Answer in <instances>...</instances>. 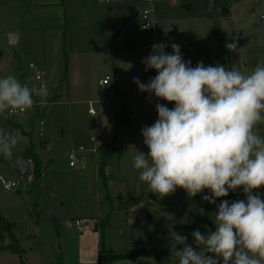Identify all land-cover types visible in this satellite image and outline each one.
Instances as JSON below:
<instances>
[{"label": "rangeland", "instance_id": "1", "mask_svg": "<svg viewBox=\"0 0 264 264\" xmlns=\"http://www.w3.org/2000/svg\"><path fill=\"white\" fill-rule=\"evenodd\" d=\"M29 2L0 0V78L8 75L19 78L18 55L34 88H40V84L29 62L44 69L48 95L40 97L39 107L45 110L42 119L46 124L43 136L40 120L30 126L29 118L36 106L21 117L0 115V130L19 132L22 136L12 157L0 158V176L16 182V187L5 190L0 179V213L16 223L12 233L23 249L22 254L0 249V264H98L102 248L116 253L160 249L165 251L161 256L163 264H178V257L170 256L169 247H165L169 232L188 235L191 243L190 233L194 230L202 233L214 230L212 214L216 205L202 200V195L208 194L206 190L189 198L178 187L173 194L160 198L139 179L133 157L138 150L149 151L143 143L142 125L151 126L157 120L156 103L173 108L174 102L140 92L133 77L146 83L157 74L155 69L145 72L141 63L156 43H168L165 51L169 53L172 43L179 44L184 59L191 60L192 67L203 61L205 66H235L244 74L251 73L264 61V22L256 21L264 14V0H72L65 4L70 22H75L74 45L66 48L70 55L68 64L56 32L46 28L23 32L17 46L6 44L7 24L17 21L21 8L27 9ZM10 3L13 7L7 8ZM145 6L154 8L155 27L149 32L140 30L136 15ZM167 26L171 31L165 36L163 28ZM143 38L147 40H143L145 43ZM233 41L238 48L231 52L225 45ZM67 66L68 77L64 78ZM104 77L109 78L110 84L99 83ZM136 99L138 102L133 105ZM124 103L129 110L144 107L139 111L141 127L136 131L124 126L117 128L115 115L121 112ZM145 111L150 113L151 120ZM9 119L24 125V130L15 128ZM128 120L131 121L129 116ZM261 126L264 128V124ZM27 131L31 133L26 134ZM118 133V150L108 169L112 174L108 181L111 198H107L98 176L96 154L90 149L103 141L112 142ZM260 134L264 136L261 128ZM91 137L97 141L93 143ZM33 145L45 170L40 188L33 183L32 160L31 173L25 177L5 162ZM81 145L86 148L80 153L86 158V166L80 162L71 167L68 156ZM254 192L264 198V187ZM236 199H245L242 191L231 197ZM37 204L38 215L34 208ZM11 242L12 237L7 234L0 246ZM109 264H157V261L153 257H140Z\"/></svg>", "mask_w": 264, "mask_h": 264}, {"label": "clouds", "instance_id": "2", "mask_svg": "<svg viewBox=\"0 0 264 264\" xmlns=\"http://www.w3.org/2000/svg\"><path fill=\"white\" fill-rule=\"evenodd\" d=\"M171 31L163 28L165 36ZM151 45L141 61L144 71L156 75L146 83L133 82L140 92L174 102L156 103L157 120L141 128L149 151L137 152L133 168L139 179L160 198L182 188L189 198L208 190L202 200L216 205L214 230L188 235L168 234L170 256L178 264H264V198L254 190L264 187V61L249 74L221 64L195 67L185 60L181 46ZM229 51L237 43H226ZM45 86L30 88L13 75L0 78V115L31 109L35 97H47ZM19 132L0 130V155L12 157ZM242 191L245 199H222ZM199 249V250H197Z\"/></svg>", "mask_w": 264, "mask_h": 264}, {"label": "trees", "instance_id": "3", "mask_svg": "<svg viewBox=\"0 0 264 264\" xmlns=\"http://www.w3.org/2000/svg\"><path fill=\"white\" fill-rule=\"evenodd\" d=\"M65 40H66V36ZM65 44V43H64ZM66 63L68 64V54L66 53ZM68 77V66L65 69V77ZM20 82L22 84H27L30 88L31 84L25 79L24 74H22ZM34 100H35V104L39 102V99L37 97L34 96ZM55 100V98L53 99ZM45 116V110H41L39 106H36L35 108V112L34 114L29 118V124L31 127H33L35 120H38L42 117ZM129 114L127 112V108H126V104L124 103L122 106V110L119 114H116V119H117V128L120 127L121 124H124V122L127 120ZM15 128H19L21 130H24V125L14 122L11 119L8 120ZM31 133V132H30ZM29 133V134H30ZM115 139L112 142H102L98 148V176L100 178V181L102 182V185L104 186L105 190H106V197L107 198H111L110 195V190H109V185H108V181H109V174H108V168L110 165V162L112 160V155L115 152L116 149V145H117V141H118V134L114 137ZM21 156L23 157V159L26 160H32L33 165H34V170H33V175H34V181L33 183L37 185L38 188H40V183L42 182V177L44 175V167L42 165V161L41 159H39L38 153L36 151V146L33 145L32 147H30L29 149L25 150ZM3 156L0 155V158H2ZM208 191V190H206ZM236 194L233 192H229V195L227 197H222L221 199L225 198L228 200H231V197H233V195ZM210 204V203H209ZM40 205L37 204L35 208V213L36 215H38L37 211ZM108 224V222H104V226H106ZM37 227L39 225V220L37 221ZM16 226V223L9 221L5 216H3L0 213V241H4L7 238V234L10 235L12 237V242L11 244H3L2 246H0L1 250H11L13 253L16 254H22L23 253V249L20 246V243L18 241V239L16 238L15 235H13L12 233V229L13 227ZM165 253L164 250H158V249H154V248H143L140 250H129L127 252L124 253H116L115 251L112 250H105L102 248L101 250V257L100 260L98 262V264H109V263H113L117 260H122V259H126V258H140V257H153L156 259L157 264H163L161 261V256Z\"/></svg>", "mask_w": 264, "mask_h": 264}, {"label": "crops", "instance_id": "4", "mask_svg": "<svg viewBox=\"0 0 264 264\" xmlns=\"http://www.w3.org/2000/svg\"><path fill=\"white\" fill-rule=\"evenodd\" d=\"M13 1L14 0H5L6 3L7 2H13ZM62 1L63 0H37L35 2V1L31 0V2L28 3L29 6H26L27 9L21 8L20 16L17 18V21H15L13 24L11 23L13 26L10 25V24H7L8 25L7 26L8 29L6 30L7 31L6 32V35H7L6 44L9 45V46H12V47L17 46L20 43V40H21L23 32L27 33L28 31H38L40 29L46 28V29H48L50 31L56 32V34H57V43L61 42L62 45L64 46L63 48H65V50H64L65 58H66V53L68 54V57L70 58L69 52H68V50H66V48L68 47L69 49H71V46L74 45L73 42H72V39H73L72 38V34H73L75 28L72 25V23L75 24V22H72V21L70 22V18L68 16L67 7H66L65 4L67 2H69V1H72V0H64V4L61 5ZM102 1L104 2L105 0H102ZM108 1H110V0H106V2H108ZM8 6H10V7H8ZM8 6H7V8L13 7V3H10ZM138 12H140V11H137L136 15H138ZM74 13H76V9L74 10ZM260 19H261V17H260ZM261 21H262V23L264 22L263 20H261ZM6 23H8V22H6ZM91 26L92 25H90L89 27H91ZM64 30H66V31L64 32ZM13 36L16 38L15 41L12 40ZM64 36H66V40H65ZM60 37H61V41H60ZM143 40L145 41L146 38H143L142 42H143ZM143 43H145V42H143ZM16 56H17V54H16ZM18 58H19L18 63H20V64L19 65L17 64V65H18V67L20 69L19 70L20 75H19V78H18L17 75H15V77L17 76V79L20 80L22 74H24L25 79L29 82V80L26 78L25 70L23 69V67H21L22 57H19V55H18ZM30 63H33V62H29V67H30ZM33 64H35V63H33ZM36 68L38 69L37 65H36ZM38 70H40V69H38ZM104 78H101V79H104ZM101 79H99V83L101 82L100 81ZM29 83L31 84V87L34 88L33 84L31 82H29ZM109 84H110V82H109ZM48 86H49V83H48ZM37 98L40 99V97H37ZM161 101H166V100H161ZM52 102L55 103V102H58V101L56 100V101H52ZM137 102H138V100L136 99L132 103H133V105H136ZM126 108H127V112L129 114V117H130L131 121L128 120V118H127L128 121H125L124 124H121L120 127L124 126V127H127V129H129L131 131H136V130H138L141 127L140 124H138V123L141 122L138 119V117L141 114V113H139L140 109L144 108V107H139L138 108V107L134 106L131 110H129L128 107H127V103H126ZM144 114H145V116L148 115L146 113V111L144 112ZM144 114H143V116H144ZM149 115H150V113H149ZM149 115H148L147 118H149V120H151ZM142 127H143V125H142ZM260 128H261L262 132L264 133V128L262 126H260ZM26 134H29V131H27ZM118 137H119V133H118ZM105 142H107V141H105ZM100 144L98 146H100ZM118 145H119V142L117 141V145H116V149H115L114 154L118 150ZM81 146H83V145H81ZM114 154L112 155L113 158H112V160L110 162V165H113ZM15 155H16L15 158H12L13 160L23 159V157L21 156V152L15 154ZM82 157L85 158L84 156H82ZM96 157H97V154H96ZM28 161L30 163V160H28ZM85 162H86V158H85ZM97 166H98V157H97ZM108 174H109V176H111L110 178H112V174L110 173V171L108 172Z\"/></svg>", "mask_w": 264, "mask_h": 264}, {"label": "built area", "instance_id": "5", "mask_svg": "<svg viewBox=\"0 0 264 264\" xmlns=\"http://www.w3.org/2000/svg\"><path fill=\"white\" fill-rule=\"evenodd\" d=\"M153 12H154V8L152 9V8H150L148 6H145L142 11L138 12V17L140 19V24H141L140 30L142 32H149V31H152L154 29L155 23H154V20H152ZM261 20L264 21V14L261 15ZM165 44L169 46L168 43H165ZM30 68L34 71V78H35L36 82L40 84V87L41 86H45L47 88V83H45V81L43 79V77L45 75V72L43 70H41V71L38 70L36 68V65L33 64V63H30ZM100 81H101L100 83L102 85H107L110 82L109 78H104V79H101ZM161 100H163V99H161ZM33 106L34 107L35 106H40V102H38L36 104L34 103ZM28 112H29V110H27L26 112H23V113H17L15 115H9V116L10 117H21V116H23L24 114H26ZM90 112L93 115L95 114V111L93 109ZM39 120L41 121L40 122V136H43L44 126H45L46 123H45V121L42 118H40ZM91 141L94 143V142L97 141V138L91 137ZM98 148H99V146L96 147V148H92L90 150L93 153L98 154ZM85 150H86V148L84 146H81V147L78 148V150H75V151L70 153V155L68 157L70 158V166L71 167L77 166V164L80 163V162H81L83 167L86 166L85 158H83L82 155L80 156V153L81 152H85ZM0 179H1L2 183H3V186H4L5 190L6 189L7 190H11L14 187H16V182L15 181L9 180V179L5 180L1 176H0ZM130 215H132V214H130ZM76 225L80 226L81 223L79 221H77Z\"/></svg>", "mask_w": 264, "mask_h": 264}, {"label": "water", "instance_id": "6", "mask_svg": "<svg viewBox=\"0 0 264 264\" xmlns=\"http://www.w3.org/2000/svg\"><path fill=\"white\" fill-rule=\"evenodd\" d=\"M253 12V10H252ZM259 24L262 23L261 19L258 18L256 20ZM123 37H121V40H122ZM15 37L13 36L12 37V40L15 41ZM121 40L119 41V45H121ZM7 164H9L19 175L25 177V176H28L30 173H31V164L29 163L28 160L26 159H17V160H6L5 161Z\"/></svg>", "mask_w": 264, "mask_h": 264}]
</instances>
